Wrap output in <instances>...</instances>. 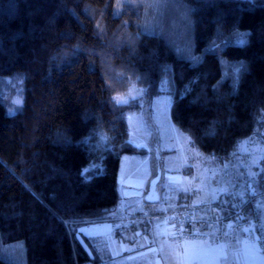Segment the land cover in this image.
I'll return each mask as SVG.
<instances>
[{"label":"trees","instance_id":"trees-1","mask_svg":"<svg viewBox=\"0 0 264 264\" xmlns=\"http://www.w3.org/2000/svg\"><path fill=\"white\" fill-rule=\"evenodd\" d=\"M178 1L190 6L198 53L248 31L220 53L241 66L235 90L218 53L191 64L144 32L136 9L114 15L115 0H0V75L23 76L17 112L7 115L0 99V242L22 241L26 264H99L71 228L107 219L120 200L121 157L146 154L127 120L141 103L114 100L131 85L150 101L165 82L172 122L222 165L254 133L264 112V0ZM224 206L252 216L249 199Z\"/></svg>","mask_w":264,"mask_h":264},{"label":"rangeland","instance_id":"rangeland-1","mask_svg":"<svg viewBox=\"0 0 264 264\" xmlns=\"http://www.w3.org/2000/svg\"><path fill=\"white\" fill-rule=\"evenodd\" d=\"M130 7L139 12L138 25L144 32L160 35L178 57L191 64L200 62L207 51L220 55L226 45H242L247 40L248 31L234 30L219 42L213 40L198 53L194 48L189 5L178 0H115L114 15ZM220 63L222 77H229L235 90L241 66L221 55ZM22 83L19 72L0 75V99L7 115H13L22 105ZM161 89L162 93L150 101L145 99V89L134 84L114 97L116 102L137 100L141 103L142 109L129 113L127 120L131 141L144 148L146 154L125 155L119 174L117 206L105 220L73 225L74 236L91 257L100 258L99 264H106L110 254L128 261L143 259L147 264H264V242L261 241L264 183L260 179L264 175V112L254 133L239 141L226 159L228 164L222 165L202 153L192 144L189 135L175 126L165 82ZM141 90L142 96L138 95ZM232 158L236 159L235 164ZM227 169L231 178L225 175ZM152 184H156V200L149 202L147 196ZM227 194L238 203L252 201V222L248 218L245 222L252 238L240 230L229 236L225 228L213 226L222 228L220 240L212 236L213 227L206 231L205 239L184 243L175 240L168 216L171 210L185 202L223 205ZM0 257L13 264H26L23 242H0Z\"/></svg>","mask_w":264,"mask_h":264},{"label":"built area","instance_id":"built-area-1","mask_svg":"<svg viewBox=\"0 0 264 264\" xmlns=\"http://www.w3.org/2000/svg\"><path fill=\"white\" fill-rule=\"evenodd\" d=\"M233 164L236 159H230ZM223 164H227L226 160ZM229 176V171L226 172ZM174 229L175 240L184 243L187 240H202L206 238V231L213 226L225 228L229 236H234L237 230H245L249 238L252 232L246 227L242 209L227 207L219 203L209 202L203 205H193L189 202L181 203L168 214Z\"/></svg>","mask_w":264,"mask_h":264},{"label":"crops","instance_id":"crops-1","mask_svg":"<svg viewBox=\"0 0 264 264\" xmlns=\"http://www.w3.org/2000/svg\"><path fill=\"white\" fill-rule=\"evenodd\" d=\"M129 138H130V131H129ZM130 142L132 143V144H134L132 141H131V139H130ZM124 158H125V155H123L122 157H121V159H120V165H119V174H120V168H121V165H122V162H123V160H124ZM228 166V165H227ZM226 166V167H227ZM232 167H234V166H232ZM228 170V169H227ZM229 171V170H228ZM234 172H236V171H234ZM229 173H230V171H229ZM237 173V172H236ZM120 176H118V187H119V178ZM227 178H231L230 177V175L229 176H227ZM235 178L237 179V176H235ZM232 203V204H236V205H238V204H241V203H238L237 202V200H235V198L234 197H232V195L231 194H227V202H226V204H223V205H227V203ZM251 217L252 216H248V220L249 221H251L252 222V219H251ZM247 228H248V226H246ZM240 230V232H244L245 230H241V229H239ZM209 231V230H208ZM246 232V231H245ZM223 230H222V228H220L219 229V227H213V229L211 230V234H212V236L214 237V238H217V239H219V238H222L223 237ZM242 235H243V233H242ZM220 240V239H219ZM129 259H126V258H123L122 256H112L111 254L110 255H108V261L106 262V264H147V262L145 261V260H143V259H136V260H134V261H128Z\"/></svg>","mask_w":264,"mask_h":264},{"label":"snow or ice","instance_id":"snow-or-ice-1","mask_svg":"<svg viewBox=\"0 0 264 264\" xmlns=\"http://www.w3.org/2000/svg\"><path fill=\"white\" fill-rule=\"evenodd\" d=\"M138 95H141V96H142V95H143V90H141L140 93H139ZM132 98L135 99L134 96H133ZM127 102H128L127 100H120V101H117V106H120V105H122V104H124V103H127ZM21 103H22V101H21ZM88 171H89L88 169H85V170H84L85 174H86ZM260 179H261V182L264 183V175H261V176H260ZM261 241L264 242V236L261 237ZM262 246H264V245H262Z\"/></svg>","mask_w":264,"mask_h":264},{"label":"water","instance_id":"water-1","mask_svg":"<svg viewBox=\"0 0 264 264\" xmlns=\"http://www.w3.org/2000/svg\"><path fill=\"white\" fill-rule=\"evenodd\" d=\"M156 184H152L148 196H147V201L152 202L156 200V188H155Z\"/></svg>","mask_w":264,"mask_h":264}]
</instances>
